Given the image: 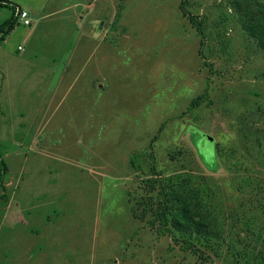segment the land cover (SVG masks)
<instances>
[{
  "label": "rangeland",
  "instance_id": "obj_1",
  "mask_svg": "<svg viewBox=\"0 0 264 264\" xmlns=\"http://www.w3.org/2000/svg\"><path fill=\"white\" fill-rule=\"evenodd\" d=\"M6 1L31 25L0 45V264H241L264 236V50L235 0H184L204 38L183 0ZM154 164L200 189L214 248L150 228Z\"/></svg>",
  "mask_w": 264,
  "mask_h": 264
},
{
  "label": "trees",
  "instance_id": "obj_2",
  "mask_svg": "<svg viewBox=\"0 0 264 264\" xmlns=\"http://www.w3.org/2000/svg\"><path fill=\"white\" fill-rule=\"evenodd\" d=\"M233 5L243 30L264 50V3L254 0H235ZM185 6L186 2L183 0L181 3L183 17L187 18L199 36L204 38V22L199 16L186 10ZM0 9H9L12 12L11 16L0 25L1 45L14 31L18 21L16 11L21 8L12 2L0 0ZM201 44L203 45V41ZM202 100V97L196 99L193 105H199ZM155 140L157 137L154 138ZM152 158L154 159V155ZM3 171L7 173L8 167L0 151V190H5L4 180L1 177ZM151 171L154 177L145 180V188L149 194L147 204L153 215L149 221L150 228L156 229L159 235L170 234L176 245L179 244L183 249L195 253L203 252V248H214L216 243L223 240V232L218 227L216 219L205 210L200 189L192 186L190 180L185 178L177 181L162 178L155 164ZM154 193H157L155 198L150 196ZM253 235L255 243L253 245L248 243L242 249L236 248V244L229 243L233 247L230 250L233 251V257L241 264H264V236L256 231ZM199 258L203 259V255H199Z\"/></svg>",
  "mask_w": 264,
  "mask_h": 264
},
{
  "label": "built area",
  "instance_id": "obj_3",
  "mask_svg": "<svg viewBox=\"0 0 264 264\" xmlns=\"http://www.w3.org/2000/svg\"><path fill=\"white\" fill-rule=\"evenodd\" d=\"M16 14L18 17H20L23 20L24 25H26V26L31 25V21L29 20L28 12H26L25 10H22V9H17Z\"/></svg>",
  "mask_w": 264,
  "mask_h": 264
},
{
  "label": "water",
  "instance_id": "obj_4",
  "mask_svg": "<svg viewBox=\"0 0 264 264\" xmlns=\"http://www.w3.org/2000/svg\"><path fill=\"white\" fill-rule=\"evenodd\" d=\"M206 138L209 140V142H213V138L210 136H206Z\"/></svg>",
  "mask_w": 264,
  "mask_h": 264
},
{
  "label": "crops",
  "instance_id": "obj_5",
  "mask_svg": "<svg viewBox=\"0 0 264 264\" xmlns=\"http://www.w3.org/2000/svg\"><path fill=\"white\" fill-rule=\"evenodd\" d=\"M90 6H92V5H90ZM82 18V17H81ZM84 19V18H83Z\"/></svg>",
  "mask_w": 264,
  "mask_h": 264
}]
</instances>
